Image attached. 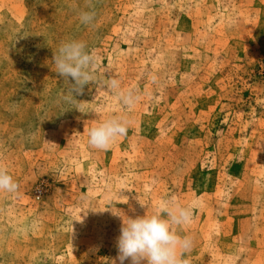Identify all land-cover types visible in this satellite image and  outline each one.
I'll return each instance as SVG.
<instances>
[{
    "label": "rangeland",
    "instance_id": "374dc122",
    "mask_svg": "<svg viewBox=\"0 0 264 264\" xmlns=\"http://www.w3.org/2000/svg\"><path fill=\"white\" fill-rule=\"evenodd\" d=\"M73 39L98 83L68 102L52 57ZM112 117L127 134L91 147ZM0 166L18 183L0 192V264H112L115 214L166 200L191 207L172 226L189 264H264V0H0Z\"/></svg>",
    "mask_w": 264,
    "mask_h": 264
},
{
    "label": "clouds",
    "instance_id": "9594fccd",
    "mask_svg": "<svg viewBox=\"0 0 264 264\" xmlns=\"http://www.w3.org/2000/svg\"><path fill=\"white\" fill-rule=\"evenodd\" d=\"M95 15L94 10L81 11L80 23L92 24ZM52 63L56 73L69 84L64 96L68 102L77 101L75 95L82 94L86 85L98 83L94 71L96 56L87 50L83 41L73 39L62 42L53 54ZM100 86L127 107L133 106L140 99L133 91L122 90L120 81L115 77L108 78ZM127 123L123 117H112L98 123L88 131V144L98 150L109 149L118 137L127 134ZM17 190L18 183L0 166V192L16 193ZM115 215L121 217L122 223L120 235L116 239L118 255L112 264H116V261L119 264H124L125 261H129V264H189L184 253L192 246L191 238L179 235L172 226L190 223L191 207L166 200L151 215L146 213L134 218L124 214Z\"/></svg>",
    "mask_w": 264,
    "mask_h": 264
}]
</instances>
